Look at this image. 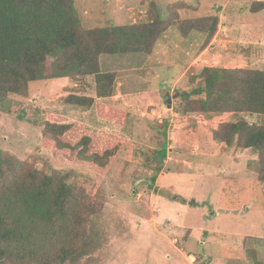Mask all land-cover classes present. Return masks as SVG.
<instances>
[{"label": "rangeland", "instance_id": "rangeland-1", "mask_svg": "<svg viewBox=\"0 0 264 264\" xmlns=\"http://www.w3.org/2000/svg\"><path fill=\"white\" fill-rule=\"evenodd\" d=\"M151 1L164 19L172 8L183 7L177 20H204V31L183 36L170 27L149 55H102L101 71L116 75L112 97L96 98L95 77L88 76L33 82L27 96L0 99V150L66 176L90 206L81 213L78 240L80 246L89 243L86 255L66 264H264L259 162L251 150L219 144L213 133L223 123H264V118L173 110L184 94L203 85L193 79L204 67L264 71V10H251L264 0H73L84 29L147 22ZM213 18L217 28L209 38ZM165 87L170 98L161 95ZM71 94L118 108L125 120L106 121L95 105L65 104ZM50 114L78 121L95 134L126 138L132 149L118 155L103 176L60 163L42 145L41 124ZM192 200L197 204L190 205ZM65 233L40 230L39 242L54 250L71 234Z\"/></svg>", "mask_w": 264, "mask_h": 264}, {"label": "trees", "instance_id": "trees-1", "mask_svg": "<svg viewBox=\"0 0 264 264\" xmlns=\"http://www.w3.org/2000/svg\"><path fill=\"white\" fill-rule=\"evenodd\" d=\"M172 9L170 18L164 19L151 1L147 22L84 29L73 0H0V99L27 96L33 82L62 78L78 82L88 76L95 77L96 98L112 97L116 75L101 71L102 55H149L170 27L183 36L204 31V20L178 21L176 11L183 7ZM251 10L263 11L264 2H254ZM213 21L209 38L216 33L217 19ZM197 78L203 85L181 97L173 108L177 113L264 118V71L204 67L193 80ZM95 100L71 94L63 101L86 109L95 105L98 117L122 125L123 111ZM41 129L42 145L56 161L90 168L101 176L118 155L132 149L126 138L95 134L57 114H50ZM213 133L219 144L251 150L259 162L258 181L264 183V123L239 119L220 124ZM81 196L77 184L66 176L43 172L0 150V264H66L86 255L89 243L80 246L78 240L81 213L90 206ZM51 229L71 233L54 250L39 242V231Z\"/></svg>", "mask_w": 264, "mask_h": 264}, {"label": "water", "instance_id": "water-1", "mask_svg": "<svg viewBox=\"0 0 264 264\" xmlns=\"http://www.w3.org/2000/svg\"><path fill=\"white\" fill-rule=\"evenodd\" d=\"M161 95L165 98H170V91L167 87L163 88L162 91H161ZM178 94H175V96L173 98H176ZM169 108H172L171 105H169ZM190 205H196V201L195 200H192L190 203Z\"/></svg>", "mask_w": 264, "mask_h": 264}]
</instances>
